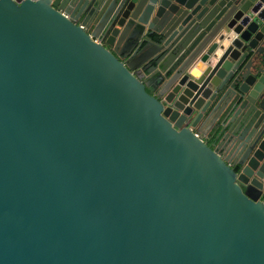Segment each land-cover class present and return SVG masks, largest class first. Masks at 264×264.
<instances>
[{"label": "water", "instance_id": "water-1", "mask_svg": "<svg viewBox=\"0 0 264 264\" xmlns=\"http://www.w3.org/2000/svg\"><path fill=\"white\" fill-rule=\"evenodd\" d=\"M0 264H264V0H0Z\"/></svg>", "mask_w": 264, "mask_h": 264}, {"label": "crops", "instance_id": "crops-1", "mask_svg": "<svg viewBox=\"0 0 264 264\" xmlns=\"http://www.w3.org/2000/svg\"><path fill=\"white\" fill-rule=\"evenodd\" d=\"M208 144L214 143V140L211 137H205Z\"/></svg>", "mask_w": 264, "mask_h": 264}]
</instances>
